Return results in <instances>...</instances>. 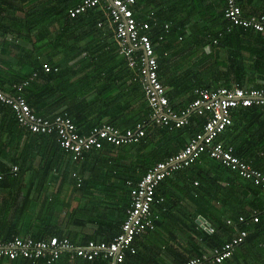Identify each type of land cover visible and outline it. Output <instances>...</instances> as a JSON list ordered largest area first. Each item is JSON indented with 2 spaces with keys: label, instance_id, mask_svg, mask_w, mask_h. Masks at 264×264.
Masks as SVG:
<instances>
[{
  "label": "trees",
  "instance_id": "trees-1",
  "mask_svg": "<svg viewBox=\"0 0 264 264\" xmlns=\"http://www.w3.org/2000/svg\"><path fill=\"white\" fill-rule=\"evenodd\" d=\"M155 1L136 0L130 7L134 13V10L138 9V7L149 6L148 9H142L144 18L138 19L136 15H133L138 21L145 20L149 22L150 28L147 30V33L151 40L152 38L161 40L168 26L165 28L163 22L159 21L160 17H163V13H160L161 10L150 9L155 6ZM224 3L226 6L225 0ZM237 4L242 11L240 0H237ZM56 5L57 7L53 4L51 25H54L53 29H55V25L57 24L60 27L55 29L49 44L46 43L44 45L43 43L47 40L44 36H48L44 35L43 29H37L34 35H32V32L35 31L34 28L25 29L23 30L24 32L20 30L19 38L23 40L24 45L15 57L19 69L15 70L12 68L13 65L9 64V61L0 60V64L5 65V72L2 69V65H0V89L4 92H13V84L26 80L35 73L36 75L33 80L29 81L23 88L22 94L36 115L53 120L57 115L65 114L71 118L79 134H87L93 127L101 126L104 123H109L120 130L129 127L133 128L137 123H141L144 125V135L137 141L120 145H113L107 141H103L101 147L84 151L81 156L75 159L73 158V152L61 146L59 141H57L55 131L51 133L32 132L27 127L19 125L13 111L8 105L0 102V107L11 113L13 118L11 125L13 127L18 126L20 134L32 135V137L43 139L50 143L48 144L50 145L49 148L52 149V158L44 163L46 167L54 165L53 159L57 156L59 157V155L61 157L64 154L68 159V164H79L82 168L89 170L87 172L88 178L82 179L83 182L88 181V183H93L95 178L101 182L102 187L98 200H95L94 196L93 201L89 200L85 202L84 206L77 207L69 215V218H71V221L81 218L84 222H89V224L97 223L101 231L107 228L110 233L108 235H95L86 238L77 237L74 234L69 238L75 243L77 241V244L79 242L84 243L90 239L95 241H110L119 233L120 225L126 216V210L130 205L131 187L143 176L149 167L157 161L176 153L187 143L190 137L201 131L206 119L204 115L191 112L187 123L182 126L168 127L155 124L150 118L151 108L147 102L142 84L135 74L136 71L127 66L123 55L120 54L118 56L119 52H117L116 43L113 44L114 47L112 48L110 45L104 47L94 42L96 31L102 27L98 26L97 22H105L103 10L98 7L89 8L85 12L71 17L68 14V9L75 4L63 5L57 2ZM224 9L221 16L227 23V26L226 28L221 27L209 36V42L212 45H217L219 39L223 36V32L227 31V29L233 27H238L242 30L251 29L231 25L224 17ZM252 14L264 13L258 12ZM27 43H30V47L28 48H26ZM45 51L46 53L49 51L50 56L53 57L46 62L37 58V56ZM60 53H64L67 56L84 54V60L79 61L81 66L78 69L80 70L78 72L82 73V75H79L78 72L77 77L72 76L76 74L74 72L67 74L65 70L68 67L64 66L67 61L57 59ZM114 60L117 61L114 62ZM156 60L158 78L165 86L168 104L176 112H180L191 103L197 96L195 90H213L216 88L215 83L209 86L194 84L190 87L189 91L183 93L181 100L175 99L174 96L176 94L169 93L166 90V81L161 79L159 73L160 67L158 65L161 61L158 63V58ZM43 64L49 66L48 71L44 70ZM202 78L203 75L200 76V79ZM213 79L217 80L216 78ZM230 113L231 118L243 117L242 114H244L243 120L237 123V127L236 125L235 127L231 124L228 125L216 137L215 141L232 146V152L236 156L264 171V162L259 163L260 161H264V137H261L260 134L250 135V129L259 130V127L261 129V125H254L259 121L258 117L261 118V122L262 120L264 121V118H262L264 116L263 109L260 105L254 104L231 108ZM242 121L245 122L242 123ZM241 126L244 134L242 141L236 139V130L241 128ZM260 152L262 154H258ZM114 153L119 156L114 155ZM40 154L42 155L43 153L41 152ZM202 160L209 164L208 169L198 166V163ZM24 163L25 165H21L20 169L15 173L11 172L13 165L9 168L0 166V172L2 173V178L0 179V240H7L14 236L25 237L27 235L33 239H41L51 236L52 233L58 234L57 231L52 232L57 226L56 220L50 217L44 218V215H37L39 221L36 222L34 221L36 216L28 217L30 216L31 206L28 205L29 200L27 195H21L20 192L12 190L13 184L22 178V170L26 166L27 158H24ZM195 168L201 170L200 178L206 188L214 187V193L212 196L208 194V199L218 198V195L225 196L228 200V206L231 204L235 205L236 201L238 208L236 212H230L226 215L224 211L228 207L224 206L226 205L224 201L222 213L219 208L213 207L212 202L207 199L209 201L206 207L207 210H204L202 214L208 219L209 227H212L213 231L209 232L203 229L197 233L201 237L203 244L202 247H198L199 252L195 251L194 256L201 255V253L223 244L226 241L222 238L224 235L223 229L227 232H232L234 229L235 231L241 229L247 231L244 241L238 245L248 240L250 233L254 235L252 232H258L261 229L264 231V219L253 223L251 221L248 222L249 215L253 212L251 210L254 207L252 205L254 204V200L261 201V194H264V189L260 185L255 184L248 178L240 177L235 170L224 166L206 154H203L199 161L197 160L194 164L177 171L184 170L188 172ZM177 171L161 180L155 187V201L157 188ZM211 172L215 173L218 179L220 177L228 181L233 187L241 186L242 197L235 199L234 193L230 191L231 187L226 189L220 185L217 178L213 177ZM197 183L196 188L203 189L200 181ZM202 195L206 199L204 190ZM22 196L23 198H20ZM153 204L154 202L151 205V209ZM245 205H248L250 208H245ZM208 213H211L213 217L209 216ZM239 216L246 218L244 221H239ZM156 221L157 219L154 221V228ZM68 222H70V219ZM260 246L264 252L262 244ZM139 255L140 253L138 250L135 251V248L133 253L128 249L125 251L123 261L119 264H124L126 259H136ZM77 260H80L82 264H108V261L101 256H97L92 260H86L80 257L70 258L68 253L61 254L51 262H46L43 259L32 261L25 257H16L14 259L0 257V264H72ZM225 260L219 263L213 262V264H224Z\"/></svg>",
  "mask_w": 264,
  "mask_h": 264
},
{
  "label": "crops",
  "instance_id": "crops-1",
  "mask_svg": "<svg viewBox=\"0 0 264 264\" xmlns=\"http://www.w3.org/2000/svg\"><path fill=\"white\" fill-rule=\"evenodd\" d=\"M57 2L63 5H76L80 0H0V60L9 61V64L13 65L12 68L19 69L15 57L24 45L23 40L19 38L20 30L24 32L25 29L34 28L35 31L32 32L34 35L37 29H43L44 35H48L44 36L48 41L45 40L43 43L49 44L55 29L60 27L57 24L58 26L55 25L53 29L54 25H51L53 4L57 7ZM240 5L244 15L264 13V0H240ZM224 6V0H156L155 6L150 8L161 10L163 17H160L159 21L163 22L165 28L168 26L169 31L164 32L163 38L161 40L152 38V43L158 63L161 61L158 65L161 79L166 81V90L176 94L175 99L181 100L183 93L189 91L194 84L209 86L215 83L216 87L264 88V33L233 27L223 32L217 45L209 42L211 34L227 26L221 16ZM148 7H138L133 14L138 19L144 18L142 9ZM101 26L95 33L94 42L100 46L110 45L113 48L115 41L110 28L106 22ZM28 47L30 43H27L26 48ZM49 53L45 51L37 58L45 62L49 61L53 58ZM84 57V54L67 56L60 53L57 59L67 61L64 64L68 67L65 72L67 74L74 72L76 74L72 76L77 77L81 66L79 61L84 60ZM0 65L5 72V65L2 63ZM201 75H203L202 79H200ZM242 115L244 117V114ZM243 117H232L231 125L237 127V123L243 120ZM258 118L259 121L254 126L261 125V129L260 127L259 130L250 129V135L260 134L264 137V121L261 122V118ZM12 121L11 113L0 107V166L9 168L16 165L18 170L21 165H25L24 158H27L26 166L22 170V178L13 184L12 190L27 195L28 205L31 206L28 217L36 216L34 219L36 222L39 221L37 215L56 220L57 226L52 232L57 231L58 234L52 233L51 236L69 238L76 234L77 237L86 238L108 235L110 231L107 228L101 231L97 223L89 224L81 218L71 221L69 218L77 207L84 206L89 200L93 201L94 196L95 200H98L101 182L97 178L93 183L83 182L82 179L88 178L89 170L79 164H68L64 154L53 159L54 165L46 167L44 163L52 158L50 143L32 135L20 134L19 127L11 125ZM242 126L236 130V139L240 141L244 139ZM114 155L119 156L115 153ZM198 166L209 168V164L203 160ZM200 173L201 170L198 168L188 172L177 171L157 188L156 201L151 209V212L157 216L155 228L135 236L133 246L140 255L136 259H126L124 264H179L194 256L195 251L199 252L198 247H202V239L197 233L203 229L207 230L209 226L208 219L202 214L207 210L209 201L222 213L224 201L226 204L224 206L228 207L224 211L226 215L237 211L236 201L235 205L228 206L225 196L207 198L208 194L213 195L214 187L206 188ZM211 174L216 177L215 173L211 172ZM217 180L226 189L231 187L230 191L234 193L235 199L242 197L241 186L233 187L220 177ZM198 181L203 189L196 188ZM203 190L206 199L202 195ZM252 205L254 207L251 211H259V221L263 220L264 194H261V201L254 200ZM245 208L250 207L245 205ZM208 215L213 217L211 213ZM237 232L235 229L232 232L223 229L222 238L227 240ZM252 233L254 235L250 233L248 240L243 244L234 247L232 257L225 260L224 264H264V252L260 246L262 244L264 247V231L261 229ZM110 263L112 264V261H108V264ZM72 264L82 263L77 260ZM205 264H213V262L209 261Z\"/></svg>",
  "mask_w": 264,
  "mask_h": 264
},
{
  "label": "built area",
  "instance_id": "built-area-1",
  "mask_svg": "<svg viewBox=\"0 0 264 264\" xmlns=\"http://www.w3.org/2000/svg\"><path fill=\"white\" fill-rule=\"evenodd\" d=\"M135 1L80 0L68 9V14L74 17L95 7L103 10L105 22L113 34L119 54L124 56L127 66L136 71L135 74L142 84L151 108L150 118L155 124L179 127L187 123L191 112H195L205 116L202 130L190 137L176 153L149 167L131 187L130 205L126 210V216L120 225L119 233L110 241L90 239L83 244H76L66 236H49L41 239L14 236L7 240H0V257L8 259L25 257L32 261L45 259L46 262H51L61 254L68 253L70 258L80 257L92 260L101 256L107 261H112V264H119L123 261L126 250L134 252L132 246L134 236L154 228L157 216L151 212V205L155 201L154 193L158 183L174 171L194 164L203 154L235 170L240 177L248 178L264 189V171L236 156L232 152V146L215 141L216 137L232 122L231 108L256 104L264 109V88L218 86L213 90L197 89L195 90L197 96L185 109L180 112L173 110L168 104L165 86L157 75L154 47L147 33L150 28L149 22L138 21L130 7ZM225 1L224 17L231 25L264 32V14L243 15L237 0ZM102 23L99 21L97 25L101 26ZM43 68L45 71L49 70L47 64H43ZM35 75L33 73L28 79L13 84V92H4L0 89V102L8 105L19 125L27 127L30 131L44 133L55 131L57 141L73 152V158L76 159L91 148L101 147L103 141L120 145L137 141L144 135V125L141 123L123 130L104 123L93 127L87 134H79L71 118L65 114H59L53 120L36 115L22 94L23 88L33 80ZM16 171L17 166L13 165L11 172ZM259 213V211H253L248 220L257 222ZM245 218L239 216L238 220L244 221ZM207 230L213 231L209 226ZM246 235L247 231L241 229L220 246L213 247L201 255L192 256L179 264L222 262L232 255L234 247L244 241Z\"/></svg>",
  "mask_w": 264,
  "mask_h": 264
},
{
  "label": "water",
  "instance_id": "water-1",
  "mask_svg": "<svg viewBox=\"0 0 264 264\" xmlns=\"http://www.w3.org/2000/svg\"><path fill=\"white\" fill-rule=\"evenodd\" d=\"M201 219V218H200ZM202 220V219H201Z\"/></svg>",
  "mask_w": 264,
  "mask_h": 264
},
{
  "label": "bare ground",
  "instance_id": "bare-ground-1",
  "mask_svg": "<svg viewBox=\"0 0 264 264\" xmlns=\"http://www.w3.org/2000/svg\"><path fill=\"white\" fill-rule=\"evenodd\" d=\"M42 264V263H41Z\"/></svg>",
  "mask_w": 264,
  "mask_h": 264
}]
</instances>
